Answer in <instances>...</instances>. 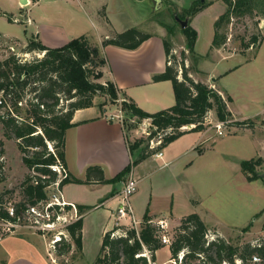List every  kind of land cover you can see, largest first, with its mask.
Instances as JSON below:
<instances>
[{"label":"rangeland","instance_id":"374dc122","mask_svg":"<svg viewBox=\"0 0 264 264\" xmlns=\"http://www.w3.org/2000/svg\"><path fill=\"white\" fill-rule=\"evenodd\" d=\"M158 1L160 3L157 6ZM195 1L197 0H157V2L156 0H29L28 5L19 6L16 0H0V61H5L10 57H14L20 63L41 59L43 57L42 53L24 52L21 42L35 38L38 35L39 39L44 37L45 43L56 45L61 42L63 37L58 30H51V28L60 27L67 35H73L72 38L85 35L88 39L97 43L99 41L97 40V34L102 33L101 28L104 31L105 24H108L106 26L108 29H114L118 33L129 28L155 33L157 30L155 23L160 26H163V23L173 27V34L166 36L165 39L170 43L171 55H176L179 61L180 58L183 59L182 56L184 55L182 53V38L184 40V36L176 18L181 21L187 19L189 24V21L192 23L197 13L207 10L206 13H200L193 23L200 33L197 50L203 53L214 31V15L219 18L226 8L221 0H203L202 2L206 6L202 10L195 15L180 19L179 16L183 14V10ZM259 11L260 9H255L252 14L231 16L227 22L221 25L219 34L225 38L226 47L224 50L226 55L236 54L222 64L231 66L243 63L240 68L226 77L225 81L229 83L230 89L235 93L246 92L252 94L253 97L260 94L262 96V108L264 106V42H262L264 13ZM104 13L105 18L102 17ZM27 18L32 21L31 24L25 23ZM253 38L256 39L255 43ZM252 44L255 48H249ZM98 45L97 47L100 48V42ZM102 57L100 54V58ZM190 59L193 61L192 57ZM208 62L202 63V69L217 77V73L221 68L218 65L210 64L212 63L211 60ZM95 64L94 74L101 69V66H97L98 60H95ZM182 67L186 68L185 65ZM96 81L102 84L105 83L103 79ZM30 88L20 93L21 101L16 108L18 111H15L11 99L5 100L13 112L11 115L18 121L25 119L29 104L34 102V94L30 92ZM71 101L60 94L58 108L66 110ZM123 101H125L123 97L118 94L115 101H111L105 96H95L93 98L94 104L103 103L114 106L117 114L115 116L120 119L127 137L131 138V140H128L130 144L141 140L142 145L146 146L148 144L152 147L150 141H147L152 129L150 126L142 125V121L133 119L128 112L123 111L121 109ZM6 112H8L6 106L0 108V116ZM108 116L112 118L113 115ZM256 119L258 118L252 119L253 122ZM209 126L207 125V129H205L208 130L206 138L213 136L217 139L215 140L217 143L215 146H211L209 144L211 140L204 142L203 147H205V150L202 158L198 159L194 154L197 153L195 151L188 156L178 158L175 164L172 160L171 164H167V167H160L165 160L149 159L145 163L148 167L142 169V176L148 174L149 176L138 179L136 192L133 194L132 199L143 209L148 204L151 214L166 218L170 223V226L169 224L166 225L164 231L168 242L164 244L163 248L156 251L158 252V262L160 260L164 261L167 252L165 247L169 246L174 233L173 230L179 224L180 219L192 213L200 216L207 225L218 227L221 234L217 232L215 227L209 226L207 233L209 241L221 238L233 246H240L244 243H250L253 246L259 243L264 245V185L260 178L252 181L247 180L240 166L241 162L246 160L247 157H251L253 153L260 155V147L252 140V134L248 133V136L243 133L242 127L233 124L226 125L222 130L223 135L219 136L216 134L215 129ZM254 135H257V133ZM156 139L157 137L153 138V141L155 142ZM245 139L252 144V151L248 150L249 147ZM47 150H53L50 142H47ZM178 150V145H173L169 149L168 155L174 152L177 153ZM0 154L4 157L3 161H0V193H9L18 201L21 199L20 184L25 177L22 174L25 169L22 165V155L17 142L12 136H6V129L1 117ZM261 156H264V152ZM187 164L189 166H186ZM258 173L261 175L264 173V164L258 169ZM29 174L33 173L29 172ZM116 187L118 188V185ZM67 192L70 194V198L68 196L67 199H73V195L77 194L74 199L95 203L99 191L96 189H74L70 186L67 188ZM46 194L49 199L53 195H59L55 187L47 188ZM132 204H134L133 201ZM116 207V202L111 203L110 213ZM68 214V216L66 215L67 221H60L58 224V232H61L65 236L63 238L67 240L69 238L64 227L69 220H72L69 218L71 212ZM108 215V206L105 205L102 208L95 209L85 220L84 240L86 252L83 260L86 264L89 261L92 262L94 251L102 242V238H100L101 225H107L108 230L113 229L114 218ZM158 220H161V218H157L154 224ZM129 221L130 218L121 221L125 224L124 228L132 227L138 232L141 222L135 227V225H127L126 223ZM246 227H248V230L244 231ZM145 254L147 257L149 256L147 253H144L143 256H146ZM181 257L182 253L179 254L177 261H173L169 257V260L166 259L162 264H180ZM59 259L67 260L68 258L64 256ZM73 259L72 257L70 260ZM235 262V264H241L239 260ZM153 263H155V260Z\"/></svg>","mask_w":264,"mask_h":264},{"label":"trees","instance_id":"16d2710c","mask_svg":"<svg viewBox=\"0 0 264 264\" xmlns=\"http://www.w3.org/2000/svg\"><path fill=\"white\" fill-rule=\"evenodd\" d=\"M221 1L226 8L224 13L214 22L211 48H219L224 44L225 38L219 34V29L231 16L252 14L255 9H260L259 12L264 13V0ZM205 6L206 4L201 0L192 2L188 8L183 10V14L179 18L185 19L190 15H195ZM102 17L105 18V15ZM162 25L167 36H171L174 32L173 27L163 23ZM181 33L185 38L189 54H193L197 32L190 26V21L187 27L181 30ZM150 37L149 34L136 28H129L105 39L102 46L135 50ZM253 40L255 43L256 39L253 38ZM262 42H264V36ZM163 47L167 56V63L170 59L171 64H167L165 70L154 75L152 80L154 82H171L175 99L174 105L155 113H147L133 102L123 101L121 104V109L128 112L132 117L150 121L152 130L147 141L160 134V144L151 149L147 144L141 150L139 158L116 176L112 180L113 182L128 172L132 165L158 153L182 135L189 132H202L207 129L208 124L205 119L211 110H214L217 121L230 120L226 102L221 95L200 82H194L188 76L187 70L182 67V60L178 62L171 55V46L167 39L163 40ZM22 49L26 53H42L43 57L27 63L17 62L14 57L0 61V95L3 99L0 108L6 106L8 110L0 117L6 129V136H12L17 142L22 155V163L29 172L34 173L27 174L20 184V202L35 204L46 199V188L54 183H58L60 191L68 183H88L91 181L94 172H100L96 167H89L86 179L82 182L69 177L67 173L65 178H59L50 166L55 165L57 161L64 168L66 166L64 159L65 132L74 126L71 123L74 111L92 107L95 96H105L111 101L117 100V89L111 82L102 84L96 81L101 79L102 73L99 71L94 74L95 60H98L97 66L101 67L104 60L100 58L99 49L91 46L85 36L73 38L66 44L54 48L45 46L35 37L28 40ZM178 66L181 68V74H179ZM178 76L181 79H178ZM29 87H31L30 92L34 94V102L29 104L25 119L18 121L11 115L13 112L5 100L11 99L15 111H18L16 108L21 101L20 93ZM60 94H63L67 100H72L66 110L58 108ZM226 100L229 101L230 99L227 97ZM251 123L248 120L231 121L227 126L233 124L238 127H250ZM182 127H187V129L182 130ZM47 142L52 144L53 152L47 150ZM263 164L264 158L258 157L243 160L240 166L247 180L252 181L260 178L264 185V177L258 173V169ZM97 177L98 181H103L101 174H98ZM75 207L78 218L65 226L69 240L62 237L55 246L54 256L58 259L67 255L72 245L77 254L81 255V215L92 207L81 205ZM66 209L69 210L70 206H66ZM154 223L153 218L145 212L138 232L132 227H113L103 235L100 249L92 264L153 263L155 252L164 247L161 241L162 231ZM248 227L244 231H247ZM116 229H123V235L112 236ZM173 231L168 250L170 259L173 261H177L179 254L182 253L180 264H235L236 260H239L241 264H264V245L259 243L253 246V244L244 243L240 246H233L221 238L209 241L207 239L208 229L196 213L182 217ZM144 253L149 255L148 258L143 256ZM253 257L259 258L260 262H252Z\"/></svg>","mask_w":264,"mask_h":264},{"label":"crops","instance_id":"0c3cea01","mask_svg":"<svg viewBox=\"0 0 264 264\" xmlns=\"http://www.w3.org/2000/svg\"><path fill=\"white\" fill-rule=\"evenodd\" d=\"M16 3L19 4V0H16ZM28 4L29 0H27L26 5ZM19 6L22 5L19 4ZM203 12L206 13L207 10L197 13L194 16L192 23H190V26L193 27V29L197 32L193 54L188 56L189 52L186 48V41H184L185 38L184 40L182 38V53L185 56L183 55V59L180 58L178 62L182 60V63L185 65V69L188 72V76L194 82H200L207 87L214 89L218 92V94L221 95V97L226 102L227 111L230 114V121L241 122L248 120L252 122L250 127H242L241 129L245 135H253L252 140L260 147V155L258 153H253V155H251V157H247L246 160L255 159L258 157L263 158L264 156H261V154L264 152V106L261 108L262 96L259 94L253 97L252 94H247L246 92L238 94L230 89V85L225 81V78L228 77L233 71L240 68L243 63H238L237 65L231 66L228 64H222L236 54L233 53L226 55L224 50L226 47L225 43L219 48H211L214 31L206 50L203 53H200L197 50V43L200 33L199 29L196 28L193 23L197 19V16ZM217 19L218 16L214 15L213 23ZM155 24L157 27L155 33L141 31L143 33L149 34L151 37L143 42L135 50H126L114 46L103 47L102 42L105 39L110 38L118 33V31L114 29H108L106 27L108 24H105L104 31L102 28L100 29L102 32L101 34H97V40H99L97 43H94L91 41V39H88L87 36L81 35L86 37L88 43L91 46L97 47L99 46L98 43L100 42V48H97L99 49V53L103 56L102 58H104V64L100 69L102 73L101 79H103L104 82H111L116 87L117 94L123 97L126 102H133L138 108L147 113L158 112L173 106L175 103L171 82H154L152 80L153 76L162 73L168 64L167 56L163 47V40L167 36V32L163 26H160L157 23ZM51 30H58L63 38L60 43L52 45L45 43L44 37L39 39L37 35V39L47 47H60L73 39V35H67V33H65L60 27L51 28ZM27 42L28 39L21 42L22 48L26 46ZM251 47L255 48L254 45H251L249 48ZM174 57L177 59L176 55H174ZM191 57L193 58V61L190 59ZM209 60L212 61L210 64L218 65V67L221 68L217 73V77L210 75L202 69V63L208 62ZM178 79H181V77L178 76ZM227 97L230 99L229 101L226 100ZM115 112L116 110L113 105L93 103L92 107L74 111L71 119V123L74 124V126L65 132L64 159L66 164V173L68 176L84 182L86 179L87 169L89 167H96L101 172H94L93 176L91 177V181L88 183H68L60 189L61 199L64 202L75 206L81 205L92 207V209L81 215V255L77 254L75 247L72 245L68 255H65V258H68L67 260H63L62 263V260L57 258V263H53L49 257L47 239L40 234L21 229L14 235L0 240V264H86L83 260L86 252L84 240V230L86 225L85 220L95 209L100 207L102 208L103 206L107 205L109 213L108 216L114 218L115 224L116 209L112 210L110 213V205L113 202H116L117 205L119 204V194L129 174H132L136 179L148 177L149 174L142 176V169L148 167L145 165V163H147L149 159H159L161 161L165 160V162L160 165V167H167V164H171L170 162L172 160H174L175 164L178 158L188 156L195 151H197V153L194 154L198 157V159H200L202 158L205 150V147H203L204 142L211 140L209 142L211 146H215L217 143L215 141L217 139L213 136L206 138L208 130L196 133L189 132L188 134L182 135L167 145L165 148L160 150L162 154L161 157H156V155L153 154L138 161L135 165H132L129 171L122 175L119 180L113 182L112 180L116 176L122 173L127 166H130L133 161H136L139 158L141 150L145 147V145L141 144V140L134 141L131 144L128 142V140H131V138L129 139L127 137L125 128L119 118L115 116L117 115ZM108 115L113 116L112 118H109ZM209 118L211 123H215L217 121L214 110L209 112ZM254 118H258L255 120L256 122H253L252 119ZM133 119L138 120L134 117ZM138 121H142V125L146 127L150 126L149 120ZM250 130H252L251 133ZM255 133H257V135H254ZM245 141L249 147L248 150L252 151V144L246 139ZM173 145H178L179 150L177 153L174 152L173 154L168 155L169 149H171ZM165 157L167 159H164ZM22 165L25 169L24 172L22 171L24 177L29 174V171L23 163ZM186 166L189 165L187 164ZM98 174H101L103 181L97 180ZM117 185L118 188L116 187ZM70 186L74 189L80 190L96 189L99 191L98 195L96 196L98 199L95 203L93 201L87 202L86 200H77L74 199V196L77 194L73 195V199H67L68 196L70 198V194L67 192V188ZM102 190H104V192H102ZM89 192L91 193V191ZM132 196L133 194L130 197V205L133 217L137 223L141 222L143 215L145 212H147L154 219V221L157 218H161V220H163L167 226L168 224L170 226L168 219L157 217L155 214H151L149 212L148 204L145 205L144 209L142 206H138V203L132 199ZM132 201L134 204H132ZM195 203L198 204L196 201ZM202 222L205 224L207 229H209V226L215 227L217 232L220 233L216 225H207L203 220ZM128 223L129 222L126 224L128 225ZM107 231H109L107 229V225H101L100 238H102ZM100 246L101 244L94 251L92 262L89 261L88 264L93 263L98 254ZM165 248H167V252L164 261H157L158 252H156L155 264H162L166 259L167 261L169 260L170 253L168 247ZM51 257L55 256L52 255ZM72 257L74 259L70 260Z\"/></svg>","mask_w":264,"mask_h":264},{"label":"built area","instance_id":"2783aa9c","mask_svg":"<svg viewBox=\"0 0 264 264\" xmlns=\"http://www.w3.org/2000/svg\"><path fill=\"white\" fill-rule=\"evenodd\" d=\"M16 21V20H15ZM26 24H31V20L27 18L25 20ZM168 64H171V60H168ZM179 74H181V68L178 66ZM3 103L2 96L0 95V106ZM209 114L207 115L205 122L215 129L216 134L221 136L223 135V128L226 127L231 121L226 120L223 122H215L211 123L209 121ZM118 118V117H117ZM120 120V119H119ZM208 127V128H209ZM182 130L187 129V127H182ZM161 135L158 134L156 141L154 142L153 139L150 140L151 148L156 147L160 144ZM53 152L52 150H50ZM156 157H161V151L155 154ZM4 157L0 154V161H3ZM51 170L56 172L59 178L66 177V170L61 165L59 161L53 166H50ZM34 174V173H33ZM138 184V179L133 177L132 174H129L121 192L119 194L120 201L116 207V221L114 227H122L124 226L121 222L126 218H130L128 225L137 227L138 223L135 221L130 205V197L132 194L135 193ZM50 187H55L56 191L59 193L58 196L53 195L51 199L46 196L45 200L38 201L35 204L30 203H21L20 200H15L11 194L9 193H0V240L14 235L21 229H25L41 236L45 237L48 241V248L51 251L49 252V257L51 262L57 263L56 257H51L54 255L55 246L61 240L63 234L58 232V224L60 221H67L66 215L68 216L71 212V216L69 222L66 225L70 224L71 222L75 221L78 218V213L76 210L75 205L68 204L61 199L60 191L58 189V183H54ZM48 187V188H50ZM47 189V188H46ZM66 206H70V209H66ZM73 212V215H72ZM74 217V218H72ZM156 225L162 231L161 233V241L163 244L168 242V238L165 234L166 223L162 220H158ZM65 228V227H64ZM135 229V228H134ZM124 231L122 229H116L112 236H119L123 235ZM62 236V237H61ZM144 255V254H143ZM146 255V254H145ZM147 257V255H146ZM148 258V257H147ZM252 262L258 263L260 262L259 258L253 257ZM151 264V263H149ZM155 264V263H152Z\"/></svg>","mask_w":264,"mask_h":264},{"label":"water","instance_id":"95a60500","mask_svg":"<svg viewBox=\"0 0 264 264\" xmlns=\"http://www.w3.org/2000/svg\"><path fill=\"white\" fill-rule=\"evenodd\" d=\"M201 1H203V0H201ZM156 2H157V0H156ZM159 3L160 2L158 1L157 6L159 5ZM19 4H21L22 6H24V5L27 4V0H19ZM176 20L179 22V24H180V26H181L182 29H184V28L187 27V25H188V20L187 19L181 21V20H179V19L176 18ZM261 177H264V173L261 175Z\"/></svg>","mask_w":264,"mask_h":264}]
</instances>
